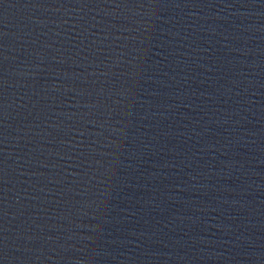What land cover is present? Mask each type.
Segmentation results:
<instances>
[{"label":"water","instance_id":"water-1","mask_svg":"<svg viewBox=\"0 0 264 264\" xmlns=\"http://www.w3.org/2000/svg\"><path fill=\"white\" fill-rule=\"evenodd\" d=\"M0 264H264V0H0Z\"/></svg>","mask_w":264,"mask_h":264},{"label":"snow or ice","instance_id":"snow-or-ice-1","mask_svg":"<svg viewBox=\"0 0 264 264\" xmlns=\"http://www.w3.org/2000/svg\"><path fill=\"white\" fill-rule=\"evenodd\" d=\"M0 172H2V169H0Z\"/></svg>","mask_w":264,"mask_h":264}]
</instances>
